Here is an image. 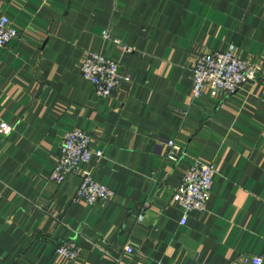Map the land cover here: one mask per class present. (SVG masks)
Masks as SVG:
<instances>
[{"label": "crops", "instance_id": "0c3cea01", "mask_svg": "<svg viewBox=\"0 0 264 264\" xmlns=\"http://www.w3.org/2000/svg\"><path fill=\"white\" fill-rule=\"evenodd\" d=\"M0 15L17 32L0 47V264H264V0H0ZM229 44L256 81L192 98L196 56ZM88 51L130 82L98 97L79 74ZM73 128L102 151L83 168L111 200L88 205L76 177L48 179ZM196 160L217 174L180 225L174 191ZM68 241L76 261L55 254Z\"/></svg>", "mask_w": 264, "mask_h": 264}, {"label": "built area", "instance_id": "2783aa9c", "mask_svg": "<svg viewBox=\"0 0 264 264\" xmlns=\"http://www.w3.org/2000/svg\"><path fill=\"white\" fill-rule=\"evenodd\" d=\"M17 36L11 21L6 15H0V47L5 46ZM106 39L112 38L103 32ZM236 46L229 44L225 51L205 52L193 62L191 69L192 98H198L205 93L211 97L218 94L231 95L240 90L245 84L255 82L259 73L256 63L241 59L236 55ZM126 51H132L131 48ZM80 76L88 81L94 93L101 98H109L122 83L130 82V77L124 74L118 62L102 54L88 51L79 64ZM10 126L0 123V133L7 134ZM90 136L79 128L68 130L63 138L60 152L56 158L55 166L48 179L60 184L68 176L77 178V189L74 200H81L88 205L98 201H107L114 196V192L92 179L91 170L83 168L89 164L92 156L102 157L101 150L91 148ZM168 146L167 157L174 159L181 148L173 140L166 142ZM217 174V167L212 162L196 160L182 174L179 185L174 191V201L181 208L182 214L179 224H185L190 211H203L210 198L213 180ZM139 220L142 215L138 216ZM125 251L132 253L134 249L129 245ZM82 249L75 242H64L55 248V254L64 261H76L80 258ZM260 256H247L243 264H261Z\"/></svg>", "mask_w": 264, "mask_h": 264}, {"label": "trees", "instance_id": "16d2710c", "mask_svg": "<svg viewBox=\"0 0 264 264\" xmlns=\"http://www.w3.org/2000/svg\"><path fill=\"white\" fill-rule=\"evenodd\" d=\"M203 53H205V52H203ZM201 54H202V53H200L199 55H201ZM199 55H198V56H199ZM198 56H196V58H197ZM196 58H195V59H196ZM258 75H259V73H258ZM257 77H258V76H257ZM167 152H168V150H167ZM77 183H78V182H77ZM111 190H112V189H111ZM112 191H113V190H112ZM113 192H114V191H113ZM114 194H115V193H114ZM113 197H114V196H113ZM113 197H112V198H113ZM112 198H111V199H112ZM111 199H110V200H111Z\"/></svg>", "mask_w": 264, "mask_h": 264}]
</instances>
